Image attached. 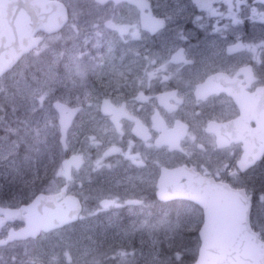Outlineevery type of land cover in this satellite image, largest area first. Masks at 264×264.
Instances as JSON below:
<instances>
[{"label": "flooded vegetation", "instance_id": "1", "mask_svg": "<svg viewBox=\"0 0 264 264\" xmlns=\"http://www.w3.org/2000/svg\"><path fill=\"white\" fill-rule=\"evenodd\" d=\"M46 1L63 4L66 18L59 31L67 27L70 32L65 43L71 48H88L92 28L87 27L88 13L83 8L86 4H81L82 0ZM90 1L94 6L107 9L104 25L113 34L123 37L125 44L129 36H154L166 31H189L195 37L178 44L170 55L181 73L150 70L145 62L147 57L142 55L136 63L125 67L128 71L121 76L112 71L85 80L82 88L90 91L89 99L80 104L68 102L80 109L67 131L65 146L57 144L62 147L64 158L71 154H81L84 158L95 155L99 168L97 180L107 186L98 199L101 208L97 210L94 206L93 213L84 216L89 210L84 201L89 180L76 181L75 188L72 175L77 169H72L60 186L66 183L67 193L79 197L82 209L77 220L35 238L0 246V264L12 257L16 261L25 258L29 264H39L28 258L35 252L34 245L45 235L49 236L46 242L51 245L52 253L59 256L63 249L77 244L68 246L61 237L52 236L54 233L64 235L66 230L92 218L107 220L110 214L105 211L115 205V194L126 192V188L155 196V183L161 169L180 166L203 177L226 182L232 188H243L251 199L250 224L264 240V149L248 168L239 166L242 154L246 153L243 140L253 141L255 128L264 118L261 111L264 94L257 95L258 89L264 87V27L253 21L257 6L264 13L263 4L253 0H186L188 11L177 18L178 14L174 15L169 6L159 5L155 0H141V4L125 0ZM71 2L78 4L77 9ZM119 6L129 8L132 15H116ZM143 21L161 26L152 32L143 26ZM121 28L126 32H121ZM190 42L197 50L211 48V53L204 58L192 56L187 47ZM144 48L142 38L136 52L129 57L141 56ZM179 49L182 52L176 56ZM77 121H80L79 133L75 131ZM261 138L264 141V137ZM85 144L92 153L84 149ZM93 204L89 208H93ZM0 206L12 207L2 198ZM195 207L201 219L202 210L196 204ZM22 225L23 221L15 220L0 226V240L6 238L10 229ZM197 252L198 246L195 255ZM66 262L70 263L69 257Z\"/></svg>", "mask_w": 264, "mask_h": 264}, {"label": "rangeland", "instance_id": "2", "mask_svg": "<svg viewBox=\"0 0 264 264\" xmlns=\"http://www.w3.org/2000/svg\"><path fill=\"white\" fill-rule=\"evenodd\" d=\"M76 2H71L74 9H77ZM155 2L169 6L174 15L178 14L177 18L188 11L186 0H183L184 4L181 0ZM81 4H86L81 7L88 13L87 27L92 28L88 48L68 46L65 43V37L70 34L67 27L51 34H39L40 43L22 54L0 77V198L12 204L30 200L38 189L54 191L64 180L65 175L60 172L64 151L57 144L59 125L54 100L78 104L87 101L90 91L82 85L88 77L98 78L112 71L121 76L128 71L125 67L136 63L142 55L147 57L145 62L150 70L181 73L170 55L178 44L195 37L189 31H166L154 36H129L125 44L123 37L113 34L104 25L107 9L94 6L90 0H82ZM259 9L257 6L258 13L253 21L264 27V13ZM116 15L131 16L132 11L119 6ZM142 38L145 48L141 50V56H132ZM53 41L58 43V49ZM187 47L196 58L211 53L209 47L206 51L197 50L192 42ZM130 53L132 57H129ZM75 125V131L79 133L80 121ZM72 147L76 148V145L72 144ZM84 149L91 151L88 144ZM98 171L92 153L72 175L75 188L76 181L89 180L84 191V201L89 209L85 217L93 213L94 206L100 210L98 199L107 187L97 180ZM115 200V205L105 211L110 214L107 220L92 218L66 230L64 235H52L61 237L68 246L75 243L76 246L63 249L56 256L46 242L49 236L45 235L39 240L42 245L37 242L34 245L36 253L28 259H35L39 264H97L94 261L102 259L109 264H179L181 260H193L190 258L196 250L197 229L201 223L195 204L186 200L170 204L157 200L152 193L131 188L115 194ZM92 202L93 208H89ZM8 250L14 251V248L8 247ZM66 257L70 258V263L66 262ZM5 264L29 263L25 258L16 261L12 257Z\"/></svg>", "mask_w": 264, "mask_h": 264}, {"label": "water", "instance_id": "3", "mask_svg": "<svg viewBox=\"0 0 264 264\" xmlns=\"http://www.w3.org/2000/svg\"><path fill=\"white\" fill-rule=\"evenodd\" d=\"M99 1L104 3L106 0ZM120 1L123 0H114L116 3ZM253 1L264 4V0ZM64 21L65 10L58 1L0 0V76L13 66L23 52L38 43L39 39L34 36L36 30L42 28L51 32L60 28ZM143 26L153 32L161 25L143 21ZM120 30L126 32V29ZM180 52L182 49L177 50L175 55ZM259 90L258 96L264 94V87ZM53 105L58 112L60 142L65 146L67 129L79 107L72 108L61 101H55ZM102 106L104 108L106 104ZM261 111L264 117V109ZM262 136L264 118L263 123L255 128L253 141L243 140L246 154L239 163L243 168L261 155L264 149ZM252 154L254 157L250 158ZM82 163L81 155L71 154L62 161V167L69 175L72 167L78 168ZM182 178L185 179L180 182ZM157 186L159 198L187 199L202 209L203 221L198 230L200 244L191 264H264V242L258 240L249 224L250 200L243 189H233L227 183L199 177L181 167L162 170ZM65 193L66 185H63L55 193L40 191L19 207H0V226L16 219L24 222L20 228L10 229L7 237L0 240V245L15 239L36 237L41 231L48 232L74 221L81 210V203L75 195Z\"/></svg>", "mask_w": 264, "mask_h": 264}, {"label": "trees", "instance_id": "4", "mask_svg": "<svg viewBox=\"0 0 264 264\" xmlns=\"http://www.w3.org/2000/svg\"><path fill=\"white\" fill-rule=\"evenodd\" d=\"M39 190V189H38ZM27 199H24L23 201H26ZM6 203L11 204L8 200H4ZM191 259V258H190ZM104 264H106L107 260L103 259ZM186 261H182L181 264H186Z\"/></svg>", "mask_w": 264, "mask_h": 264}, {"label": "bare ground", "instance_id": "5", "mask_svg": "<svg viewBox=\"0 0 264 264\" xmlns=\"http://www.w3.org/2000/svg\"><path fill=\"white\" fill-rule=\"evenodd\" d=\"M189 41V40H188ZM189 47V46H188Z\"/></svg>", "mask_w": 264, "mask_h": 264}]
</instances>
